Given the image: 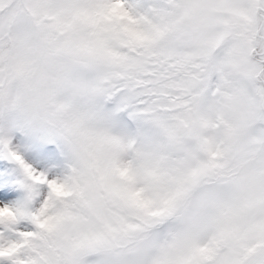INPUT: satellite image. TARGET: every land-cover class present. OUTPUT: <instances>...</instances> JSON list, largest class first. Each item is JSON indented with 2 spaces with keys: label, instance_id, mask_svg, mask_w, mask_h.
Returning <instances> with one entry per match:
<instances>
[{
  "label": "snow or ice",
  "instance_id": "1",
  "mask_svg": "<svg viewBox=\"0 0 264 264\" xmlns=\"http://www.w3.org/2000/svg\"><path fill=\"white\" fill-rule=\"evenodd\" d=\"M0 5V264H264V0Z\"/></svg>",
  "mask_w": 264,
  "mask_h": 264
},
{
  "label": "rangeland",
  "instance_id": "2",
  "mask_svg": "<svg viewBox=\"0 0 264 264\" xmlns=\"http://www.w3.org/2000/svg\"><path fill=\"white\" fill-rule=\"evenodd\" d=\"M8 0H5V4H7ZM4 10V6L0 5V11Z\"/></svg>",
  "mask_w": 264,
  "mask_h": 264
}]
</instances>
